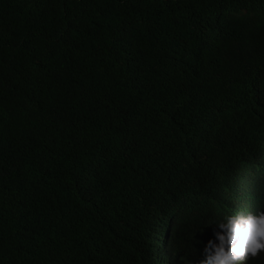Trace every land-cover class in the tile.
<instances>
[{"label":"trees","instance_id":"obj_1","mask_svg":"<svg viewBox=\"0 0 264 264\" xmlns=\"http://www.w3.org/2000/svg\"><path fill=\"white\" fill-rule=\"evenodd\" d=\"M261 72L264 0H0V264H101L190 143L161 123Z\"/></svg>","mask_w":264,"mask_h":264},{"label":"clouds","instance_id":"obj_2","mask_svg":"<svg viewBox=\"0 0 264 264\" xmlns=\"http://www.w3.org/2000/svg\"><path fill=\"white\" fill-rule=\"evenodd\" d=\"M262 73L161 123L190 143L161 164L158 205L144 206L151 226L116 239L101 264H246L264 252Z\"/></svg>","mask_w":264,"mask_h":264}]
</instances>
